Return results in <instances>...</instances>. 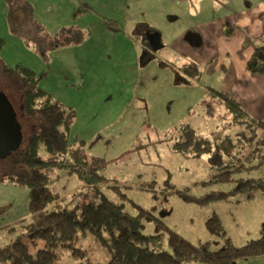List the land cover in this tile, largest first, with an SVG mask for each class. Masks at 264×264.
<instances>
[{
    "label": "rangeland",
    "instance_id": "rangeland-1",
    "mask_svg": "<svg viewBox=\"0 0 264 264\" xmlns=\"http://www.w3.org/2000/svg\"><path fill=\"white\" fill-rule=\"evenodd\" d=\"M28 1L45 32L56 34L64 27L77 32L57 37L51 47L49 42L26 41L11 31L6 0H0V37L6 39L1 57L10 66L30 67L37 85L74 112L70 144L75 148L77 141H85L89 166L108 182L97 192L84 186L70 167L51 169L50 187L61 195V207L73 209L83 201H98L104 193L129 213H139L136 205L152 210L165 226L195 244L211 242L212 249L225 244L207 228L213 214L236 245L261 237L264 195L260 192L249 200L238 192L199 203L178 191L199 197L236 185L209 182L218 173L210 157L224 139L237 141V134L248 128L234 120L208 87L233 90L242 107L249 108V118L264 119V85L259 87L263 81L247 82L238 76L253 51L264 45V0ZM85 6L90 7L86 13L74 16L77 8ZM148 27L161 33V49L143 42ZM189 63L198 64L200 79L184 70ZM189 128L210 150L182 148ZM236 144L231 157L223 154V162L236 166L238 158L248 154V144ZM256 160L255 156L235 169L233 177H264V166L247 169ZM29 200L28 187L0 180V246L22 233L19 221L30 214ZM143 233L150 237L151 249H170L167 233L158 229L155 220L145 221ZM43 247L40 241L32 252ZM80 247L92 259H110L92 234L81 237ZM58 255V264L85 261L63 248ZM0 264L9 261L1 259Z\"/></svg>",
    "mask_w": 264,
    "mask_h": 264
},
{
    "label": "trees",
    "instance_id": "trees-1",
    "mask_svg": "<svg viewBox=\"0 0 264 264\" xmlns=\"http://www.w3.org/2000/svg\"><path fill=\"white\" fill-rule=\"evenodd\" d=\"M6 4L11 31L26 41L31 38L37 42H49L51 47L57 37L77 32L74 27H64L56 34H49L37 23L28 0H6ZM88 9V6L77 8L74 16L86 13ZM143 42L147 43L145 39ZM5 44L6 39L0 37V101H4V105L14 113L22 142L16 151L0 157V180L30 189V218L20 221L22 233L15 241L0 246V260L5 259L9 264H58L59 248L69 251L75 259L85 260L84 264H233L240 259L264 255V225L261 237L236 245L227 236L217 214L209 217L206 225L210 233L222 237L225 244L212 249L211 242L195 244L175 229L165 226L152 210L134 204L139 213H129L123 204L115 203L104 193L98 201H83L73 209L62 208L61 195L50 187L51 169L70 167V172H75L85 183L84 186L97 192L101 184L108 183L107 179L89 166L85 141H77L79 144L75 148L70 144L69 130L74 112L54 101L47 91L37 85L35 73L30 67L21 63L8 65L1 57ZM183 68L192 77L200 79L198 64L189 63ZM246 69L264 74V45L253 51L246 62ZM208 90L223 100L235 121L245 123L248 128V132L237 134V141L230 137L224 139L210 157L211 165L217 167L218 173L209 182H234L236 185L228 191L218 189L199 197L178 192L183 193L187 200L199 203L207 202L208 198L227 199L238 192H242L247 200L253 199L258 192L264 195V177H233L235 169L245 167L246 161H252L255 156L257 160L247 169L264 166V120L249 118L246 109L227 92L211 86ZM188 137L182 148L194 145L199 151L210 150L208 143L195 138L192 128H189ZM239 141L249 145L248 154L239 157L236 166L223 162V154L231 157ZM152 220H155L159 230L167 233L169 250L156 251L149 247L150 237L145 236L143 229L145 221ZM87 234H92L106 248L110 254L108 261L93 262L88 251L80 247L81 237ZM40 241L44 247L33 253L32 248L37 247Z\"/></svg>",
    "mask_w": 264,
    "mask_h": 264
},
{
    "label": "flooded vegetation",
    "instance_id": "flooded-vegetation-1",
    "mask_svg": "<svg viewBox=\"0 0 264 264\" xmlns=\"http://www.w3.org/2000/svg\"><path fill=\"white\" fill-rule=\"evenodd\" d=\"M147 31H155V29H148L146 32ZM146 32L144 33L143 39H145L148 43L147 45L152 48L149 44ZM18 127L19 125L16 124L15 116L14 113L11 112V108L4 105V101H0V157L4 158L6 154H11L20 147L22 137ZM6 142H8V144Z\"/></svg>",
    "mask_w": 264,
    "mask_h": 264
},
{
    "label": "crops",
    "instance_id": "crops-1",
    "mask_svg": "<svg viewBox=\"0 0 264 264\" xmlns=\"http://www.w3.org/2000/svg\"><path fill=\"white\" fill-rule=\"evenodd\" d=\"M58 47H59V45H58ZM252 55V54H251ZM250 58V57H249ZM248 58V59H249ZM4 60V59H3ZM41 60V59H40ZM5 61V60H4ZM6 62V61H5ZM44 63V62H43ZM17 65V64H16ZM234 76H237V75H234ZM238 76H240L241 78H245V79H247V82H250V81H263V83H261L260 85H259V87H261V86H263L264 85V74H255V73H252V72H250V71H248L247 69H246V65H245V67L244 68H240L239 69V74H238ZM225 92V91H224ZM229 95H230V93H231V96L233 97V98H235L239 103H240V105L241 106H244L243 104H242V99L239 97L240 95L238 94V93H234V91L232 90V91H230V93L229 92H227ZM261 106L264 108V106H263V104H261ZM263 108H262V112H263ZM245 109L248 111L249 110V108L248 107H246L245 106ZM254 116V115H253ZM255 117V119H258V118H261V117H257V116H254ZM262 118H264V117H262ZM261 120H264V119H261ZM28 218H30V214L26 217V218H24V219H28ZM24 219H21V220H24ZM19 220V219H18ZM20 220V221H21ZM19 221V222H20ZM15 222V221H14ZM12 225V224H11ZM90 256V255H89ZM93 257V256H92ZM103 257L104 258H109V255H107L106 253H104V255H103ZM90 259L93 261V262H106V261H108V259H106V260H102V259H100V258H98V257H94V259H92L91 258V256H90ZM191 264H204V263H191ZM233 264H264V255H261V256H254V257H248V258H244V259H240V260H238V261H236L235 263H233Z\"/></svg>",
    "mask_w": 264,
    "mask_h": 264
},
{
    "label": "water",
    "instance_id": "water-1",
    "mask_svg": "<svg viewBox=\"0 0 264 264\" xmlns=\"http://www.w3.org/2000/svg\"><path fill=\"white\" fill-rule=\"evenodd\" d=\"M146 36H147V38L149 40V44L151 45L153 50H159L163 47L162 35L159 31H157V30L147 31ZM18 129L20 130V126L18 127ZM8 154H6V156Z\"/></svg>",
    "mask_w": 264,
    "mask_h": 264
}]
</instances>
